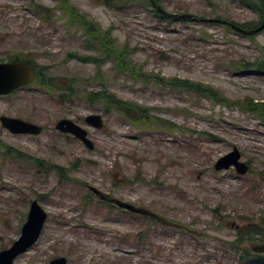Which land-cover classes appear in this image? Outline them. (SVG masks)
Masks as SVG:
<instances>
[{"label":"rangeland","instance_id":"374dc122","mask_svg":"<svg viewBox=\"0 0 264 264\" xmlns=\"http://www.w3.org/2000/svg\"><path fill=\"white\" fill-rule=\"evenodd\" d=\"M108 1L67 0L65 9L59 0H0V64L29 60L53 83L0 97V119L44 130L13 136L0 123V253L20 238L36 201L48 220L15 264H247L264 248V125L247 110L264 107V32L247 38L219 24L161 19L142 0ZM159 1L170 14L201 20L249 29L263 21L233 0ZM72 9L106 36L116 58ZM98 96L114 97L124 110ZM91 115L103 117V130L86 126ZM62 120L84 128L95 150L57 132ZM234 149L250 169L244 177L215 171ZM90 189L155 218L88 201ZM65 224L76 229L68 235ZM152 224L157 230L137 242ZM95 229L104 245L93 241ZM247 229L262 236L237 244ZM159 252L165 258L154 260Z\"/></svg>","mask_w":264,"mask_h":264},{"label":"water","instance_id":"95a60500","mask_svg":"<svg viewBox=\"0 0 264 264\" xmlns=\"http://www.w3.org/2000/svg\"><path fill=\"white\" fill-rule=\"evenodd\" d=\"M152 8L157 11L162 17L172 21H190L201 22L209 24H219L229 27L233 32L243 37L252 38L259 36L264 32V18L262 24L253 30H246L238 25L221 21V20H201L192 15H177L166 12L157 2V0H148ZM36 80L35 69L22 62H13L7 64H0V97H8L14 93L31 87ZM2 128L13 136H29L39 137L43 134V128L23 120L2 117L0 119ZM85 124L88 128L101 131L104 128V120L102 116L91 115L85 119ZM56 131L62 135L70 136L79 141L87 150L94 151L95 146L89 138V133L71 120L59 121L55 127ZM234 169L238 176L244 177L249 173V167L242 162V156L237 149L220 159L215 165L216 172H227ZM93 193L97 194V189H90ZM120 209L128 211L132 214L141 216H148L149 213L137 209L136 207L114 201ZM48 215L41 208L38 202H33L30 207V214L28 220L22 228L20 238L11 246V248L0 253V264H14L16 259L26 254L40 239L43 232L45 223L47 222ZM259 252H263L260 250ZM52 264H66L64 259L57 260Z\"/></svg>","mask_w":264,"mask_h":264},{"label":"trees","instance_id":"16d2710c","mask_svg":"<svg viewBox=\"0 0 264 264\" xmlns=\"http://www.w3.org/2000/svg\"><path fill=\"white\" fill-rule=\"evenodd\" d=\"M142 1L144 3V6H149V7L152 8V6H151V4L149 3L148 0H142ZM233 1L240 3L242 6L246 7L247 9L251 10L252 12L256 13L259 16L260 19L264 18V0H233ZM59 2L62 4V6L65 9H67L66 8L67 0H59ZM157 2L160 5V1L157 0ZM132 3H136L135 0H109L107 2V6L111 7L110 4H113V5L118 4V5H121V6L128 7V6H131ZM68 12L72 15L73 19L78 21V23L80 24L81 27H85L86 28V31H87L88 35L90 37H92L93 40L98 41L101 44V46L103 47V49H105V52L108 55L110 53L111 54L113 53V56L116 58V55H115V52H114L113 49H109V47H108V50H107V47H106L105 43L108 40H107L106 36L104 37L103 34L98 33V31L93 28L92 24H87L86 21H85V18L82 17L81 15H79L76 12L75 9H72L71 11H68ZM154 12L157 14V16L159 18L165 19L157 11L154 10ZM241 28L246 29V30H252V29H249V28H246V27L245 28L241 27ZM108 45H110L109 42H108ZM123 58H124V55H120V57L117 60L121 61ZM14 62H22V63H26V64L32 66L35 69V73H36L35 83L39 84L40 87L49 88L50 90L53 88L52 81H47L42 76V71L40 69H38V67L33 65L29 60L17 58ZM122 66H124L126 68V63L123 62L122 65L119 66L121 69H124V67H122ZM253 67H255V66H253ZM182 84L184 85V87H188L190 89H195L196 91H201L203 95H209L210 97L213 96V98H216L214 93L212 94V92L209 91L208 89H203L201 87H194L190 83H182ZM67 92H70V96H73V94H74L71 90L67 91ZM98 97H99L98 99H104V100L106 99L107 103L111 106L110 108H116L119 111L124 110L125 105L123 103H119L118 101H115L114 97L113 98H111V97H101V96H98ZM216 101L219 102V103H225V101H223L221 99L220 100L217 99ZM247 110L249 112H251V113L256 114L258 116L257 118H259L261 123L264 125V107L263 106L255 105V104L251 105L250 104V107H247ZM137 111L140 114L143 113V111H141L140 109H138ZM40 164L42 166L45 165L43 162H41ZM252 232H253L254 235H260L259 231H252ZM252 232H246L245 234L248 235V237H251ZM245 234L238 236L239 244H242L246 240V238H248V237L245 236ZM243 261H245V260H242V262ZM246 263L247 264H264V257L257 256L255 259H252L251 261H247Z\"/></svg>","mask_w":264,"mask_h":264},{"label":"flooded vegetation","instance_id":"af4514ba","mask_svg":"<svg viewBox=\"0 0 264 264\" xmlns=\"http://www.w3.org/2000/svg\"><path fill=\"white\" fill-rule=\"evenodd\" d=\"M91 194L93 195L90 199H88V201L89 200H92V198L93 199H96V200H98L99 202H101L102 204H104V205H107V206H109V208H110V210L111 211H119L120 213H122V214H129V215H131V216H134V217H137V218H148V219H153V218H155L154 216H151L150 214L148 215V216H141V215H137V214H132V213H130V212H128V211H125V210H122V209H120L117 205H115L114 204V201H119V202H122V201H120V200H118V199H115V198H113V197H110V196H105V195H103L101 192H99V193H97V194H95V193H93L92 191H91ZM91 196V195H90ZM88 202H86V204H87ZM122 203H124V202H122ZM126 204H129V203H126ZM129 205H132V204H129ZM133 206V205H132ZM135 207V206H134ZM137 209H139V208H137ZM141 210H143V209H141ZM144 211H146V210H144ZM147 212V211H146ZM29 214H30V210H29ZM29 214H28V216H29ZM28 216H27V220H28ZM72 219V218H71ZM70 219V220H71ZM48 220V219H47ZM27 222V221H26ZM77 225H78V223H77ZM149 227V232H145L144 231V229H142L141 230V232L142 233H140V234H138V236L136 237V241L137 242H139V243H143V242H146L147 241V238H149L150 237V232L151 231H153V229L154 230H157V227H156V225H154V224H152V225H149L148 226ZM70 228H75L76 229V226L75 225H70V224H65L64 225V231L65 232H67V234L69 235L70 234ZM250 229H253V228H250ZM248 230V229H247ZM22 231V230H21ZM44 231V230H43ZM87 231H90V230H87ZM248 231H250V232H252V231H254V230H248ZM91 232V231H90ZM94 232H96L95 233V239L93 240V241H95V243H97V244H105V243H103V236H102V234H101V231H98L97 229H95L94 230ZM94 232H92L90 235H92V234H94ZM100 232V233H99ZM103 232V231H102ZM104 233V232H103ZM42 234H43V232H42ZM42 234H41V237H42ZM89 235V234H88ZM76 236H77V234H76ZM119 236H121V235H119ZM245 236L246 237H248V235H246L245 234ZM258 235H254L253 234V232H252V235H251V238H253V237H257ZM260 236H262V235H260ZM40 237V238H41ZM129 236H127V238H128ZM78 238H81L83 241L84 240H87V238H85V236H78ZM40 240V239H39ZM39 240L37 241V243L30 249V250H32L37 244H38V242H39ZM237 244H239V238H238V241H237ZM138 246H139V244H137ZM240 245V244H239ZM29 250V251H30ZM260 250H263V252H259ZM28 251V252H29ZM165 252H159V254H157V256L156 255H154V257H153V259L154 260H161V259H163V258H165V257H163V254H164ZM255 253H257V254H259V256L260 257H264V248H261V249H256L255 250ZM137 256L139 255L138 254V252H137V254H136ZM168 256H171L172 255V253L170 252V253H168L167 254ZM20 257V256H19ZM18 257V258H19ZM257 257V256H256ZM256 257H254V258H252V259H255ZM17 258V259H18ZM16 259V260H17ZM61 259H64V258H60V259H54V260H49L48 261V264H52L53 262H55V261H57V260H61ZM65 261H66V264H68V262H67V260L66 259H64Z\"/></svg>","mask_w":264,"mask_h":264}]
</instances>
